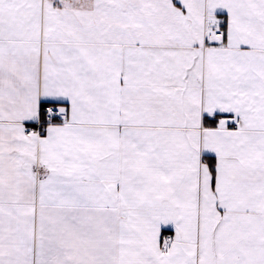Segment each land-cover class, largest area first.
Wrapping results in <instances>:
<instances>
[{
    "label": "snow or ice",
    "instance_id": "snow-or-ice-1",
    "mask_svg": "<svg viewBox=\"0 0 264 264\" xmlns=\"http://www.w3.org/2000/svg\"><path fill=\"white\" fill-rule=\"evenodd\" d=\"M0 264H264V0H0Z\"/></svg>",
    "mask_w": 264,
    "mask_h": 264
}]
</instances>
